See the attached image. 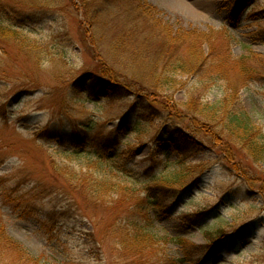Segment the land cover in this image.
Here are the masks:
<instances>
[{
	"label": "rangeland",
	"instance_id": "1",
	"mask_svg": "<svg viewBox=\"0 0 264 264\" xmlns=\"http://www.w3.org/2000/svg\"><path fill=\"white\" fill-rule=\"evenodd\" d=\"M231 1L53 0L42 21L21 31L19 40L27 46V53L15 49L17 45L12 43L0 66V105H7L5 117L0 116V226L7 238L23 251L0 241V264H166L170 259L182 261L178 264H206L193 246L206 247L211 238L201 233L186 216L194 215L207 204L221 205L224 220L219 224L214 218H208L204 226L210 230L216 232L223 228L230 232L237 223H242L241 218L248 219L245 226L252 228L250 238L236 235V243L215 253L207 264H264V192L258 185L248 189L239 174L225 168L227 163L217 149L215 131L205 127L211 140L201 133V125L194 124L195 131H190L189 139L194 154L188 159H182L178 152L167 155L172 151L168 145L152 144L151 140L159 131H171L173 123L168 122L171 117L186 118L184 124L192 122L190 116L194 115L184 108H178L174 114L169 107H155L157 111L147 123L141 121L144 123L140 124L138 132L132 133L128 128L121 138L124 144L121 149L140 148L136 160L140 166L152 154L163 161L161 171L169 163L168 172L189 171L192 172L190 177L195 176V172H205L204 183L192 199L183 201L172 214L154 212L152 218L149 216L152 234L165 238L167 243L152 240L151 250L145 245L146 249L139 254L134 252L138 248L136 242L130 245L133 249L123 250L113 244L111 233L103 229L120 211V204L85 206L81 201L82 189L76 185L73 191L66 186L55 175L54 167L66 166L108 180L117 193L131 183L105 172L106 168L100 173L87 171L81 163L83 159L60 153L72 147L33 139L47 127L67 137L77 126L91 124L93 132L99 134L103 128L112 130L134 103L142 109L145 99L143 102L136 94L130 96L121 90L113 95L109 89L97 99L101 105H67L55 98L58 93H64L60 88L65 85L57 84L60 78L72 84L81 80L84 87L78 91L83 94L87 82L98 74L97 70L112 67L110 71L117 68L122 72L129 62H133L132 67L137 66V77L141 74L151 79L168 77L171 80L170 89L151 88L150 98L166 99L170 107L192 102L196 107V120L198 107H220L222 103L226 108L220 107L219 117L225 120L227 114L235 111L255 128L260 139H264V0H239L244 1L248 9L245 15L236 14L234 0ZM175 5L188 11H180ZM93 14L98 16L97 20H91ZM95 42L106 62L101 64L102 68L91 56L90 47ZM119 51L126 61L117 59ZM196 52L203 56L212 54L215 59H209V66L195 72H172L167 65L177 58L185 65L188 63L186 55ZM226 53L234 63L225 60ZM105 81L100 78V83ZM27 82L29 85L37 83L40 90L34 92V88H29L30 93L17 94ZM230 96L233 97L230 99ZM142 114L140 112L136 119L148 120ZM23 116L29 118L26 120ZM258 168L264 169L263 166ZM126 171L134 180L139 179V167L129 166ZM62 186L79 207L72 213L68 226L52 224L44 216L55 205L63 206L62 198H35V190L41 192L56 187L59 190ZM224 191H233L235 199L231 203H222L218 198ZM231 204L239 206L241 211L230 208ZM235 217L240 218L236 223ZM88 218H93L96 235L99 232L108 236V239L103 238L105 242L99 250L94 249V245L91 247L90 238L85 236L91 233ZM132 236L131 230L128 237ZM20 252L28 257H24V253L19 255Z\"/></svg>",
	"mask_w": 264,
	"mask_h": 264
},
{
	"label": "trees",
	"instance_id": "2",
	"mask_svg": "<svg viewBox=\"0 0 264 264\" xmlns=\"http://www.w3.org/2000/svg\"><path fill=\"white\" fill-rule=\"evenodd\" d=\"M52 1L53 0H0V42L2 43V45H0L2 54L0 58V66L3 62L1 59L6 57L8 54V46L13 45L12 43H16L15 45L17 46H15V49L27 53V46L19 40L20 34H22L21 31H26V27L29 25L42 21L45 16L44 13L46 12V9L51 7ZM233 7L236 14L243 13V11L246 10L244 1L240 2L239 0H234ZM97 17L98 16L93 14L91 20H97ZM213 47L212 44V47H210L211 51L213 50ZM90 48L92 59L101 67V64H105L106 62L102 60V54L101 52H98L99 48L97 47L96 42L95 45ZM186 56L188 63L185 62L186 64L183 65L181 63V58L174 59L170 64H167L170 70L172 72H175L176 70L195 72L203 66H205V68L209 66V59H215L212 54L203 56L201 52ZM118 57L119 58L117 59L126 61L122 57L120 51ZM228 57L229 54L226 53L224 58L225 60L230 61L231 59ZM231 61L232 63L235 62L234 60ZM213 62L212 65L215 64V61ZM107 64H111V66L113 65L112 63ZM132 64L133 62H129L128 67L123 69L122 72L117 68L114 70L111 69L110 71V68L112 67H108L109 70L107 69L106 71L104 69L97 70L99 71V75L96 74V76L91 78L87 84L84 82L86 85L83 94H79L80 92L78 91V88L84 87L81 80L78 79L77 83L72 84L69 83V81H67L68 83L63 81V79L60 78L57 84H60L61 87L65 85V88H60L64 93H58L55 98H57L58 101L65 102L67 105L84 103L101 105L97 99L103 97V94L109 89H111L110 91L113 95L118 94L121 90L127 91L130 94H136L142 99V101L145 99V102L143 101L144 103L141 104L144 105L142 107L143 110L138 107V103H134L129 107L128 112L122 116L116 127L109 131L104 130L103 128V131L99 134L93 132L94 127L91 124H88L87 126H77V128H74L67 137H65L61 131H53L47 127L40 131V136L37 135L33 139L49 144L52 142H58L59 145L64 148L72 147L70 150L60 153H64L65 155L76 159H83L81 163L82 165H85L87 171L92 169L94 173H100L106 168L107 170L105 172L123 177L126 181L131 183V185L125 186L121 192L117 193L115 188L111 186V182L108 180L88 176L87 172L81 173L80 170H75L66 166L64 168L54 167L55 175L58 176L66 186L72 188L73 191L74 189H77L76 185L82 189L83 198L81 201L85 206H89L88 204L90 203L99 207H103V205L109 203L120 204V211L112 216L111 222H109L103 229L104 231H109L111 233L113 244L121 246L123 250L127 248L131 249L133 247L130 246L131 243L136 242L138 248L134 252H138L137 254H139L143 251L142 249L145 248V245H148L149 250H151L152 240L167 243L165 238H159L152 234L149 216L152 218L151 214L154 212L172 214L183 201L188 198L192 199L191 196L196 193L197 188L204 183L203 174L205 172L204 170L195 172L196 174L193 177H190L192 172L189 171L168 172L167 169L169 163H166V169L161 171L160 169L163 161L152 154L147 156L144 161L141 162L142 165L140 166L136 161V154L140 149L139 147L134 149H121L124 145L121 138L128 128L131 129L132 133L138 132L140 124L144 122L147 123L150 117L154 115V111H157L154 109L155 107H169V110L172 109L171 111L174 112V114H176L178 108H184L194 115L190 116L193 117V120H191L192 122L190 124H184L186 118H177L178 116H176L175 119L171 117L170 121H168L171 124L173 123L170 128L171 131L167 133L162 130L159 131L153 140H151L152 144L168 145L171 147L172 151L168 152L167 155H170L172 152H178L182 159H188L194 154L193 148L189 142L190 131H195L193 126L201 125V133L205 134L208 138H211L210 133L205 130V127H208L215 131H212L213 134L215 133L217 135L219 141L215 140V142H219L217 149L220 150V153L224 157L220 156L222 160L227 163L225 168H228V170L234 174H239L240 179L244 181V184L248 189L254 187V185H258L257 188L263 192L264 169L262 170L258 167L263 166L264 168V139H260L255 128L235 111L227 114L225 120L219 117L218 114L220 107L223 109L224 106H222V103H220V107H218V105L216 107H198V117L196 120V111L194 110L196 107L191 104L192 102L188 104L186 103L184 106L172 105V107H170L167 105L169 102L166 101V99L162 98L158 100V98H150L149 95L152 93V90H150L151 88L156 89V87H166L170 89L171 80L168 77H163L158 80L151 79L150 77H144L141 74L137 77L136 75L138 74L135 73L136 70L138 71L137 66L132 67ZM127 74L131 75L127 76ZM99 77L106 80L105 83H100ZM129 77H134V79ZM38 86L37 83L29 85V82H27V85L20 89L17 94L30 93L29 88H34V92L38 91L40 90V87ZM67 87H69V89H67ZM75 87V91L71 94L70 90ZM67 97L69 99H67ZM232 97L233 96H230V99ZM6 107V103L0 105V116L5 117ZM224 108H226V106H224ZM140 112L143 113L142 117H145L148 120H145L144 118L137 120L136 117ZM166 113L169 114V112ZM23 118L27 120L29 117L23 116ZM198 119L202 120L198 121ZM4 121L6 123V120ZM161 121L164 122L162 119ZM193 121H197L198 124L196 122L193 123ZM38 138L42 140H39ZM216 145L217 143L215 146ZM129 166L139 167L140 176L138 180H134L130 177V173H127L126 169ZM226 192L227 191H224V193L218 192L220 193L218 198L222 203H231L235 199L232 198L233 191ZM35 193V198L37 199L58 196L62 198L63 204L65 203L63 206L55 205L45 213L44 216L47 217V221L52 224H63L68 226L70 224L72 213L79 210L77 202L72 200L71 194H69L68 190L64 189V186L59 190H57V187L41 192L35 190ZM235 194H237V192H235ZM220 207L221 205L217 204H207L196 211L194 215L189 217L186 216L188 221L195 225L201 233L205 234L207 238H211L209 240L210 245L208 244L206 247L193 246V249L198 255L202 256V259L206 264L215 253L225 249L228 244L233 245V242L236 243V235L245 239L250 238L249 236L252 233V228L245 226L248 219L242 218V223H237V227H234L230 232L229 230H223V228H220L215 232L214 230L207 228V226H204V222L210 217L212 219L214 218L219 224L224 222ZM229 207L235 208L238 212L241 211V208L235 204H231ZM81 218L84 217L81 216ZM238 219L240 218L235 217L234 222L236 223V220ZM86 222L90 226L91 233L87 232L85 233V236L87 235V239L88 237L90 238L89 241L92 244L91 247L94 245V249L99 250L103 242H105L103 238L108 239V236L99 232H97V235L94 233V228L96 226L94 225L93 218H88ZM131 230L133 231V236L128 237ZM96 237L101 240H96ZM0 241L7 246L16 247L21 250L14 241L7 238L1 226ZM23 253L24 257H28L25 252H20L18 254L22 255ZM180 262L182 261L172 259L165 261L166 264H178ZM133 264H135V262H133Z\"/></svg>",
	"mask_w": 264,
	"mask_h": 264
},
{
	"label": "bare ground",
	"instance_id": "3",
	"mask_svg": "<svg viewBox=\"0 0 264 264\" xmlns=\"http://www.w3.org/2000/svg\"><path fill=\"white\" fill-rule=\"evenodd\" d=\"M168 3V2H167ZM169 7H171V6H169ZM175 8H177L178 10H180V11H183V10H185V11H188V10H186L185 8H182L181 6H177V5H175ZM168 9H171V8H168ZM190 15H192L191 13H190ZM193 16V15H192Z\"/></svg>",
	"mask_w": 264,
	"mask_h": 264
}]
</instances>
